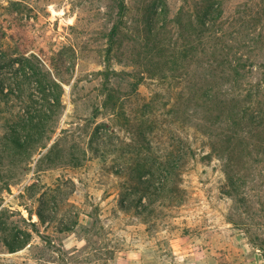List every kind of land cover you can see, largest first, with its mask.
<instances>
[{
    "label": "rangeland",
    "instance_id": "obj_1",
    "mask_svg": "<svg viewBox=\"0 0 264 264\" xmlns=\"http://www.w3.org/2000/svg\"><path fill=\"white\" fill-rule=\"evenodd\" d=\"M263 5L0 0V264H264Z\"/></svg>",
    "mask_w": 264,
    "mask_h": 264
},
{
    "label": "trees",
    "instance_id": "obj_2",
    "mask_svg": "<svg viewBox=\"0 0 264 264\" xmlns=\"http://www.w3.org/2000/svg\"><path fill=\"white\" fill-rule=\"evenodd\" d=\"M261 37L262 36L260 35V37H258V39H256V40L254 39V43H253L254 46L257 45V43L260 41ZM249 52H251V51H249ZM242 58H244V59H242ZM249 61H251V58L249 55L246 57L242 56L235 61L234 65L232 64V71H233V74L235 77L241 76L243 74L241 72H243V70L246 67V64ZM258 87L260 89V85ZM44 115H45V113H44ZM243 115H245V116L249 115V117H251L252 120H257V119L261 118L262 112H260V111H258V113L249 112L247 114V109H244ZM222 165L224 167L223 173H224L225 187L227 188V192H228V194H230L234 198L238 197L239 196V190L242 187V185L244 184V182H246L247 177L245 175L242 176V174L239 172L233 171V169L230 168L229 162L224 161V163ZM248 179H249V177H248ZM153 188L155 190L154 196H158L161 193V190H163V187L161 185H157V184L155 186H153ZM38 216L41 218L40 214H38ZM250 241L252 244H254L255 246L258 247V249L261 253L262 259L264 260V239L260 238L258 235H254V236L250 235ZM29 242H30V240H29V236L27 233H25L24 231H21V230L16 232L12 238V241H10L8 244L10 253L22 250L23 248L26 247V245Z\"/></svg>",
    "mask_w": 264,
    "mask_h": 264
}]
</instances>
